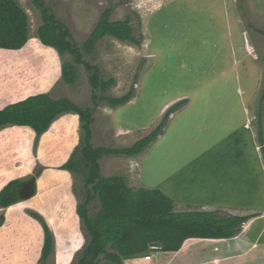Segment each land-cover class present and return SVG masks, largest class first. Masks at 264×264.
Returning <instances> with one entry per match:
<instances>
[{
	"label": "rangeland",
	"instance_id": "rangeland-1",
	"mask_svg": "<svg viewBox=\"0 0 264 264\" xmlns=\"http://www.w3.org/2000/svg\"><path fill=\"white\" fill-rule=\"evenodd\" d=\"M15 1L28 16L30 41L21 51L0 48V109L36 94H49L54 99H70L84 110L94 109L96 101L98 107L91 124L93 133L91 143L94 147L114 149L132 147L149 136L162 123L168 111L162 112L166 105L172 102L170 107L173 108L183 99L196 101L199 88H204L205 91L202 93L205 95L214 90V83L211 80L215 78L214 81L217 83L219 70L222 66H229L232 59L228 55L230 50L223 49V59L216 60L217 44L212 31H209L215 27L221 30L220 34L225 35L228 29L226 22L232 15L230 0H182L181 2L186 5L194 1L200 4L201 13L188 18H184L182 9L178 13L177 0L167 3L163 11H166L165 13L152 15L151 18H148L150 17L148 15L151 14L154 4L153 1L148 0H46L58 20L70 29L72 42L80 49L83 60L99 68L101 82L110 79L116 81L108 90L100 88L95 91L90 83L92 73L84 66L76 65L73 56L68 53L61 56L55 49L40 44L37 32L42 20L39 12L32 5L33 0ZM234 2L238 9L236 13L242 12L249 26L248 30L246 24L241 22L243 29L238 30L239 35L246 39L251 38L250 32H255V28H258L255 38L259 37L258 33H264V22L255 24V12L250 13L245 8L246 0H234ZM259 9L263 10V8ZM107 10L112 11L111 22L126 19L131 21L135 36L141 39L140 46L121 42L115 37H107L89 53L86 51L85 44L89 36ZM238 18L241 21L240 16ZM179 26L183 28L180 32H178ZM184 32L186 33L182 35ZM151 53L154 56L152 59ZM65 62H70L76 67L77 81L74 84H67L63 79L62 67ZM227 75L229 79L230 71ZM139 85H141L140 89ZM263 90L264 83L256 101V113L252 122L257 136V146L259 145L264 154V114L261 125L262 141L259 138L257 118V107L259 98L263 96ZM129 92H134L135 96L138 93L133 104H129L132 102L130 100L127 104L113 108L105 101L108 97L121 98ZM180 122L182 121L177 117L170 123L168 130H165V124L161 134L163 135L165 130L164 138L156 143L154 141L152 149L151 144L139 156L138 161H131L126 156H105L101 161L102 175L121 176L130 189L146 190L144 172L141 171L142 164L147 155L162 154L160 149L163 145H165L163 150H166L167 145L175 146L173 154H179L177 130ZM83 140L82 123L75 114L59 117L50 131L40 138L31 131H22L14 126H6L0 130V193L8 184L18 181L22 197L11 208L0 207V264H77L90 241L88 231L78 214V207L84 204L91 194L92 201L88 205L89 217L95 218L101 208L92 186L86 185L88 170L79 161ZM73 154L77 156L79 173L62 171L61 166L69 161ZM168 162L169 160H166V163ZM229 164L231 165L226 167L222 163L211 166V172L217 173L212 175L215 184L218 185L223 180L221 170L237 165L239 168L236 173L241 174L244 170L246 176L242 184L248 186L244 190L236 185L238 181L232 184V180L227 182L224 179L223 182L228 183L230 187L219 195L221 200L231 204L227 194L235 193L238 199L235 204L246 201L250 203L257 194H254L249 186L252 180H256L258 191H264L260 172L256 167V159L249 160L246 164H239L234 156L230 158ZM253 169L256 178L250 175ZM161 171L163 172L160 170L159 173H162ZM164 177L155 174L147 175L145 179L156 181ZM173 179L171 173L168 180L165 178L164 183L157 182V188L176 202L175 211H199L197 207L200 206L199 195L195 189L193 194L184 196L162 191L170 188ZM209 203L211 204L210 201ZM38 218L43 219L50 228L54 241V250L46 262L42 261L46 235L44 225ZM210 246L208 243L200 245L198 249H203L200 254L203 255L202 252L208 254ZM152 248L150 247L148 252L162 251ZM199 251L196 250L189 255L191 262L195 260L194 255H199ZM143 255H138L134 259L142 258ZM207 260L208 257L204 264H208ZM127 261L128 259H125L124 264L153 262ZM178 261L177 258H171L166 259L163 264H177ZM101 264L113 263L101 258Z\"/></svg>",
	"mask_w": 264,
	"mask_h": 264
},
{
	"label": "trees",
	"instance_id": "trees-1",
	"mask_svg": "<svg viewBox=\"0 0 264 264\" xmlns=\"http://www.w3.org/2000/svg\"><path fill=\"white\" fill-rule=\"evenodd\" d=\"M32 5L41 16L38 37L43 47L55 49L61 56H73L76 65L84 66L92 73L90 83L96 91L108 90L116 81L101 82L99 68L86 63L80 49L72 42L70 29L58 20L46 0H33ZM111 10L105 11L86 42L89 53L100 41L115 37L121 42L140 46L141 39L135 36L129 19L111 22ZM29 22L26 12L15 0H0V48L21 51L29 43ZM63 79L67 84L77 81L76 67L65 62L62 67ZM257 107L259 138L263 140L261 129L264 114V90ZM134 92L121 98H106L113 108L128 103ZM184 102L168 110L162 123L149 136L130 148L114 149L94 147L91 124L98 107L82 109L70 99H54L49 94H36L23 101L0 109V130L14 126L22 131H31L38 138L50 131L61 116L75 114L80 118L84 131L81 161L87 168L86 185L92 186L101 208L95 218L89 217L88 205L92 201L89 194L86 202L78 207L90 241L77 264H101L104 258L113 264H124L125 259L147 253L150 247H160L164 252H182L201 241H227L238 235L250 217H239L224 212H176L173 201L160 190H135L126 185L121 176L104 177L101 161L105 156L136 157L141 155L162 134L165 122ZM76 154L61 166L62 171L79 173ZM21 197L20 182L8 184L0 193V207L11 208ZM45 244L42 261L46 262L54 250L50 228L45 221Z\"/></svg>",
	"mask_w": 264,
	"mask_h": 264
},
{
	"label": "crops",
	"instance_id": "crops-1",
	"mask_svg": "<svg viewBox=\"0 0 264 264\" xmlns=\"http://www.w3.org/2000/svg\"><path fill=\"white\" fill-rule=\"evenodd\" d=\"M148 1H153L154 4L150 11L151 14L148 15L150 16L148 18H151L152 15L165 13L166 11H163L167 3L175 0ZM177 1H179L178 13L182 9L184 18L201 13L198 1H194L190 5L181 2L182 0ZM230 1L232 15L230 20L227 19L226 26L228 24V29L225 31V35L220 34L221 30L219 28L214 27L209 30L212 31L217 44L216 60L223 59V49L230 50L228 55L232 59L229 66L221 67L217 76V83L214 81L215 78L211 80L214 83V90L205 95V93H202L205 91L204 88H199L197 90L198 94L196 93L198 98L196 101L181 98L184 105L170 115L165 130H168L170 123L177 117L182 121L178 123L177 130L179 154H173L175 146L167 145L166 150H163L165 147L163 145L160 149L162 154L156 153L155 155L146 156L142 164L143 167L141 165V171L144 172L143 178L146 182V189L159 190L157 182L164 183L171 173H173L174 182H171L168 190L163 189L162 191L184 196L193 194L195 189L200 202V206H197L200 210L197 212H224L239 217H250V219L233 239L197 242L182 252H147L143 253L142 258L128 259L127 262L129 263L136 260H150L153 261L152 264L158 262V264H163L166 259L177 258L179 260L177 264H204L208 257V264H264V191H258L256 180H252V184L249 186H251L253 193L257 194L251 200V204L249 201L235 204L234 202L238 200L235 193L227 194L229 203L235 205L224 203L219 195L225 193L230 185L223 182V180L225 179L227 182L232 180V184H236V181H238L236 185L245 190L248 185L244 186L242 180L245 178L246 173L242 170L241 174H237L236 171L239 168L237 165L224 168L221 170L223 180L216 185L212 175L217 173L215 171L211 172V166L215 164L222 163L225 167L231 165L229 164L230 158L234 156L239 164H246L249 160L255 158L256 167L260 172L259 176L264 185V154L263 150L258 147L259 145L257 146V136L252 122L256 113V101L264 83V33H258L259 37L255 38L256 30L258 31V28H255V32H250L252 34L251 38L246 39L239 35L238 30L243 29L241 22L244 25L246 24L248 30L249 26L245 22L242 12L241 14L236 13L238 9L234 0ZM245 8L250 13L255 12L254 21L256 25L260 21L264 22V0H246ZM259 8H263V10L261 11ZM238 16H240L241 21H239ZM182 30V26H179L178 32ZM185 33H182V35ZM254 39L261 40V42H256ZM152 57L154 56L151 53V59ZM215 65L217 66V62H215ZM228 71L231 74L229 79ZM140 87L141 85L138 86L139 89ZM137 94L134 95L131 99L132 102L129 104L134 103ZM244 98L246 99L244 100ZM171 104L173 103L171 102ZM171 104L166 105L162 112L171 109ZM165 130L155 143L164 138L166 135ZM154 144H152L151 149ZM251 154L254 157H251ZM139 156L128 158L135 161L139 160ZM166 160H169V162L166 163ZM160 162L162 163L160 164ZM160 170H163V172L159 173ZM168 172L169 174H167ZM155 174L165 177L162 180L146 181L145 177L147 175ZM250 175L252 178H256L254 169L251 170ZM141 181L143 182L142 177ZM186 201L188 200L186 199ZM173 204L174 209H176V202L173 201ZM204 243L211 246L208 249V254L202 252V255L200 252L203 249H198V247ZM196 250H200L199 255H194L195 260L191 262L189 255Z\"/></svg>",
	"mask_w": 264,
	"mask_h": 264
},
{
	"label": "built area",
	"instance_id": "built-area-1",
	"mask_svg": "<svg viewBox=\"0 0 264 264\" xmlns=\"http://www.w3.org/2000/svg\"><path fill=\"white\" fill-rule=\"evenodd\" d=\"M152 249H154V250H160L161 248L160 247H153Z\"/></svg>",
	"mask_w": 264,
	"mask_h": 264
}]
</instances>
